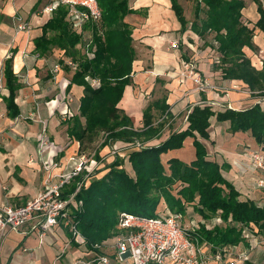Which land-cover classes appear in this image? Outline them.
Segmentation results:
<instances>
[{"label":"trees","instance_id":"trees-1","mask_svg":"<svg viewBox=\"0 0 264 264\" xmlns=\"http://www.w3.org/2000/svg\"><path fill=\"white\" fill-rule=\"evenodd\" d=\"M96 1L101 18L97 23L85 25L83 33L71 28L67 20L68 8L59 6L42 26L41 36L34 39V51L39 57L57 49L64 58L76 64L71 70L64 65L65 61H59L65 71L72 72L66 91L69 92L72 85L83 87L78 114L65 120L67 135L82 147L84 142H94L101 133V148L116 141L146 144L159 139L166 120L153 125L152 110L169 119L171 113L166 98L145 108L141 129H135L130 118L117 107L125 87L132 84L136 51L132 44L133 28L125 17L136 11L129 8L128 0ZM253 2L257 5L259 18L249 28L241 21L245 7L243 0H196L190 31L203 40L212 36L209 46L221 55L215 69L221 71L223 80H237L248 88L251 97L264 98V61L262 68L256 69L244 52L245 48L256 51L255 30L264 34V0ZM170 3L180 23L179 33L183 34L188 30L189 22L178 0H170ZM89 30L91 34L87 35L85 32ZM85 41H90L92 58L84 53ZM3 75L9 93L3 101L8 117L15 119L20 112L14 99L21 85L12 70V57L5 60ZM87 77L98 80L99 85L93 87ZM202 100H205L204 96ZM212 117L219 123L228 122L232 134L250 133L264 150V108L259 103L241 111L225 108L218 112L207 104L194 105L186 117L184 130L171 132L155 146L129 148L125 158L132 174L124 168V159L114 156L102 168L106 172L98 179L92 178L88 186L77 193L82 207L73 217L88 250H97L95 246H101L118 233L119 213L154 217L162 200L171 213L184 215L187 207L192 208L204 221L192 235L200 243L209 245L211 251L245 243L240 225L264 236V204L242 199L239 191L221 174L226 165L207 159L206 148L199 139L207 140ZM186 138L193 139L195 159L186 163L171 158L166 169L161 156L181 149ZM96 159L99 160L97 156ZM74 190L73 183L65 189L63 196ZM216 217L219 222L211 224Z\"/></svg>","mask_w":264,"mask_h":264},{"label":"crops","instance_id":"crops-1","mask_svg":"<svg viewBox=\"0 0 264 264\" xmlns=\"http://www.w3.org/2000/svg\"><path fill=\"white\" fill-rule=\"evenodd\" d=\"M53 1L55 0H8L0 3V81L2 84L0 89V201L11 206L23 205L42 187L43 154L46 155L45 160H55L62 165L61 168L54 170L55 173H58L60 169L69 165L70 156L79 151V142L67 135V125L64 123L65 120L78 114L83 87L72 85L70 91L67 92L69 80L63 76L61 70H59L61 74V78L58 80L59 84L54 86L50 81L49 73L60 61V58H57L54 53L57 50L53 49L45 57H39L34 51V39L41 36L42 26L51 18V15L42 11ZM128 3H131L128 5L129 8L136 11V13L125 17V21L131 27L144 10L149 13L148 15L156 16L151 21L149 18L144 28L135 29L139 44L132 43L136 51V59L132 64V84L125 87L122 99L117 105L132 119L135 129L143 127L145 108L163 98H166L171 117L169 119L161 117L166 120L167 125L173 122L182 123V128L179 131L187 127L186 117L194 105L221 101L227 102V108L230 107L237 111L252 106H246L248 103L245 99L246 93L242 95L241 92L234 91L219 96L214 91L216 89L215 82L218 81L223 85L226 80L222 79L221 71L215 69L221 55L216 52L215 48L209 46L212 44V36H208L204 40L199 38L190 31L191 23L188 24V30L180 34V23L171 10L170 0H128ZM22 23H28L29 30L17 32V26ZM156 34L157 36H147ZM176 35L180 40H183L180 43L184 48L181 54L178 46V49L175 50L169 44ZM199 42L208 48L212 59L197 53ZM185 50L191 60H195L197 70L203 77L202 90H199L190 77L185 78V73L182 72L181 78L180 61L181 63H183L182 61L188 62ZM247 51L250 50L245 48L244 52ZM148 52L151 55L149 57L146 55ZM11 57L13 73L18 76V82L21 85L14 99L20 112L15 119L8 117L6 104L3 101L9 94L3 75L4 62ZM16 62H19L18 67H16ZM163 76L172 80L169 84H163L164 96L156 98L154 95L153 98L156 99L150 102L146 101L145 95L154 94L156 82L163 80ZM228 81L230 87L242 84L237 80ZM58 92L69 94L74 106L73 114L69 113L68 109L71 108L68 107L69 104H61ZM203 96L205 100H202ZM44 103L46 107H44ZM71 109L73 110V108ZM67 111L68 115H65ZM154 111L157 110L154 109ZM34 114L37 118H42L50 135V144L43 154H39L37 146H35L40 124L36 122L37 120L30 119ZM60 124L66 125V127L63 129ZM167 137L168 135L163 139L160 137L162 140L154 139L147 142V145L155 146ZM199 140L206 148L208 160L215 161L219 165H226L227 168L221 170V174L239 191L241 198L253 200L252 198L261 196L259 189L254 188L256 181L260 179L259 172L261 171L258 172L255 168L251 157L253 152L262 149L256 144L250 133L232 134L229 132L228 122L219 123L215 117H212L210 118L207 140ZM192 142V138H186L181 149L162 155L161 159L165 158L162 161L165 168H168L167 161L171 158H177L186 163L194 160L195 149ZM125 144L128 142L116 141L113 145L104 148L112 150L116 146L120 149L119 154L123 156L124 162L130 169L127 158H125L129 148H125L123 146ZM112 160L106 159L105 164H109ZM100 169L101 166L98 165L95 170ZM125 169L127 170L126 166ZM105 172L101 169L99 173L96 174L94 171L92 175L96 177V175H103ZM243 192L249 196L246 197ZM251 195L253 196L250 198ZM259 239H256L259 243L252 244L248 260L238 261L236 264H264V242ZM106 242L112 243L111 239ZM103 246L97 250H88L85 246H80L72 241L70 233L63 226H55L40 236L39 233L31 229L30 225H26L18 232L10 231L5 235H0V264H94L93 257L95 255L113 253L110 247Z\"/></svg>","mask_w":264,"mask_h":264},{"label":"built area","instance_id":"built-area-1","mask_svg":"<svg viewBox=\"0 0 264 264\" xmlns=\"http://www.w3.org/2000/svg\"><path fill=\"white\" fill-rule=\"evenodd\" d=\"M8 0H0V3ZM59 6L68 8L67 20L71 28L83 33L85 25L97 23L101 18V11L96 0H55L45 7L42 12L52 15ZM29 24L22 23L17 26V32L28 31ZM84 43V42H83ZM173 48L178 44L171 43ZM90 41L83 44L84 53L88 58L93 57V50L89 49ZM70 69H75L76 64L68 60L64 63ZM188 65L186 64V69ZM60 70L59 63L54 66L53 71ZM93 87L99 85L96 79L86 78ZM193 83L203 89L200 77L193 75ZM0 81V89L2 88ZM230 108V107H229ZM39 154H43L48 148V139L40 136ZM125 148L145 147L138 141L123 145ZM116 146L112 149L113 155H119ZM43 184L39 191L23 205L11 206L0 201V235L7 232H18L26 225H30L34 232L42 236L55 226L67 228L72 241L80 246H85L84 238L78 230L74 221V213L82 207V201L78 200L77 193L81 188H86L93 178L92 173L98 167V162L84 153L75 152L69 158V165L60 169L58 173L54 170L62 165L55 160L46 159L43 154ZM252 162L257 170H262L264 155L255 152ZM74 183L75 190L67 194L64 191ZM263 181H259L262 184ZM166 210L156 212L154 217H144L121 212L117 218L118 233L111 238L110 244L103 245L111 248V254H97L93 257L94 264H236L238 261H246L252 244H257L259 239L264 242V236H258L247 226L239 227L245 243L223 246L215 251L206 243L196 240L192 232L198 229L200 223H195L188 228L180 223V214L171 213ZM218 217L212 219L211 224L218 223ZM254 242L252 243V241Z\"/></svg>","mask_w":264,"mask_h":264},{"label":"rangeland","instance_id":"rangeland-1","mask_svg":"<svg viewBox=\"0 0 264 264\" xmlns=\"http://www.w3.org/2000/svg\"><path fill=\"white\" fill-rule=\"evenodd\" d=\"M243 1H244V4H245V7H244V9L241 12L242 13L241 21H242V23L247 25L249 28H252L253 25L256 23V21L259 18V15L257 13V5L253 2V0H243ZM178 2L181 5V7L183 8V14H184L185 18L188 20L189 23H191L194 20V8H195V5H196V0H178ZM129 4L131 5V3H128V5ZM142 12H144V13H142ZM142 12L140 13V17L137 18V22L136 23H132V27L134 28L133 32H132V38H133V44L134 45L135 44H139V41H138L139 38L135 34V29L136 28H144V26L147 25V20L149 18H151V16L148 15L149 13L146 10H144ZM255 31H256L255 32L256 35L253 37V43H254V46L256 48V51H254V52L251 51V50L247 51L246 55L250 58L251 64L256 69H261L262 68V62L264 61V34L259 32L258 30H255ZM85 33L87 35H89V34H91V31L89 30V31H86ZM147 36L148 37L149 36L152 37V36H157V34L156 35H147ZM181 41L183 42V40H180L179 36L176 35L175 38L172 39L171 42L169 43L170 47L172 49L177 50L179 48L180 54L184 50L183 46L180 44V43H182ZM172 42H175L176 44H178V48H176V47L173 48L171 46ZM137 50L139 51V49H137ZM201 52H203V53H201ZM54 53H56L55 56H57V58H60L61 60L65 61V62L68 61V59L64 58L62 56L61 52H59L58 50L54 51ZM149 53L150 52H148L146 54V55H148V57L151 56ZM184 53L187 55L186 50L184 51ZM197 53L200 54V55L203 54L202 56L205 57V58L212 59V56H210V52H209L208 48H205L204 44L201 43V42H199V44L197 45ZM141 54H143V53H141ZM138 55H139V53H138ZM187 57H188V62L182 61L183 63H181V61H180L181 78H182V72H183V73H185L184 77L185 78L186 77H190L191 81L193 82V75L197 74V75L200 76L201 82L203 84V77L200 75V73L197 70V66H196L195 60H193V59L191 60L190 56H188V55H187ZM186 64L188 65L187 69H186ZM59 66H60V70L62 71L63 76L66 77L69 80L70 76L72 75V72L69 73V72L65 71V69H64L63 65H61V63L59 64ZM211 66L213 67L214 65L212 64ZM52 71H51V73H49L50 74L49 77H51L50 81L55 86V85L59 84L58 80L61 78V74H60L59 71L58 72H52ZM163 77H164V79L161 78L163 80H160V81L157 80L156 85H155V90H153L154 94L152 93L151 95H145L146 101L149 100V102H150V101H152V100H154V99H156L158 97L161 98V97L164 96L165 90H164L163 84L164 85L166 83L169 84L172 80H170V78H168L167 76H163ZM228 82L229 81L226 80L223 83V85L219 84L218 81L215 82V85H216L215 88L216 89L214 91L217 92L219 94V96H222V94H227V92H232L233 93L234 91H236V92L239 91V92H241L242 95H243V93H246V98L245 99L248 101V103L246 104L247 107L250 106V105H253L256 102V103H259L262 108H264V98L251 97L248 88L246 86H243V84H238V85H234V86L230 87L228 85ZM222 91H223V93H222ZM57 94L59 95V101L61 102V104H63V103L69 104L68 107L69 108L70 107L73 108V110L71 108L68 109L70 111L69 113L73 114L74 113L73 112L74 111V106H73V102L71 101L72 99L69 96V94L67 92H58ZM154 95H155L156 98H153ZM66 102H68V103H66ZM207 104L212 107L214 112L222 111L225 108H227V102L212 101V102L207 103ZM44 107H46L45 103H44ZM152 111H153L152 112L153 125L161 124L163 122V118L161 117V114L159 113V111H154V110H152ZM23 115H25V114H23ZM61 115H63V114H61ZM65 115H68V111H67V113ZM30 119H32V120L35 119V120H37L36 122L40 124V128H39L37 137L39 138L40 136H42V137L44 136L50 142L51 141L50 140V135H49V132H48L46 126H45V122L42 120V118L41 117L37 118V116L34 114V116H31ZM130 120H131V122L133 124V127H135V123L132 121L131 118H130ZM60 126H62L63 129L66 127V125H63V124H60ZM181 128H182V123H180V122H178V123L173 122V123H170L168 125H167V123H165L164 124V129L161 132V138L163 139L165 136L169 135L170 132L177 131V130H179ZM102 138H103V135L100 133L95 138L94 142H92V143L84 142L82 147L79 146V152L84 153L87 157L94 158L96 161H98V165L101 166V169L104 168L105 165H107V163L105 164L106 159L110 158L112 160L113 157L116 156V155L112 154V150L101 148ZM161 138H160V140H162ZM49 142H48V144H50ZM146 145H147V143H146ZM35 146H37L36 149H37V151H39L40 147H39V140L38 139H37V144ZM147 146H150V145H147ZM258 152H261L262 155H264V150H259ZM254 153L255 152H253L252 155ZM96 156L99 158V160L96 159ZM162 159H163L162 161H164L165 158H162ZM125 166L127 167L126 171L129 172L130 174H132L131 169L128 168V164L124 162V168H125ZM97 171L98 170H95V173ZM260 171L262 173L259 172V170H258V172L260 174L259 181L261 180V181H263V183L259 184V181L257 180L256 184L254 185L256 187H254V188L259 189V191L261 193V196H260L261 198L260 197L259 198H252L253 201H255V203L258 204V205L264 204V165H263L262 170H260ZM101 176L102 175H98V176L96 175V177L93 176V178L98 179ZM243 195H245L246 197L249 196V195H246L245 192H243ZM252 196L253 195H251L250 198ZM242 199H244V198H242ZM165 208H167V206L164 203V201L162 200L161 203H160V207L158 208V211L166 210ZM155 216H156V214H155ZM180 216H181V219H180L181 225L185 226V227H188V228L193 227V225L195 223H198V222L200 223V220H201V218H199L197 216V214H195L193 212L191 207H187L186 213L184 215L180 214Z\"/></svg>","mask_w":264,"mask_h":264},{"label":"bare ground","instance_id":"bare-ground-1","mask_svg":"<svg viewBox=\"0 0 264 264\" xmlns=\"http://www.w3.org/2000/svg\"><path fill=\"white\" fill-rule=\"evenodd\" d=\"M156 18V16L155 15H151V18H150V20L149 21H151V20H154ZM18 64H19V62H16V67H18Z\"/></svg>","mask_w":264,"mask_h":264}]
</instances>
